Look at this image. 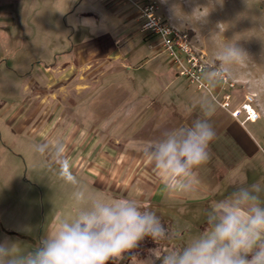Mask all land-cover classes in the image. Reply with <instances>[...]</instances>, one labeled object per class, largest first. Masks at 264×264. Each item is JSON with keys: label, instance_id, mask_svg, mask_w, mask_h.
<instances>
[{"label": "rangeland", "instance_id": "374dc122", "mask_svg": "<svg viewBox=\"0 0 264 264\" xmlns=\"http://www.w3.org/2000/svg\"><path fill=\"white\" fill-rule=\"evenodd\" d=\"M3 1L0 0V241L16 244L20 252L34 251L60 221L77 214L81 205L73 196V187L59 176L60 164L50 152L41 155L34 151L36 144L48 142L54 146L57 141L66 146L64 155L70 170L92 194L135 199L156 211L171 233V238L160 246L162 253L180 250L203 233L208 227L207 215L216 207L212 200L152 199L149 191L161 189L160 182L148 183L150 188L143 182L129 187L121 178L117 184L107 169L100 175L90 171L93 157L87 159L82 146H67L71 127L96 128L101 121L94 119L97 103L83 99L84 94L74 88L78 79L66 85L63 80L54 81L46 69L56 59H63L67 54L64 51L76 41L69 37L74 15L69 9L78 11L82 6H75L79 0H24L23 7L20 0H14L9 16L3 15ZM170 3L176 16L187 21L185 30H195L192 32L195 44L215 65V53L226 43H236L248 54L246 63L234 66L230 77L237 79L232 90L237 99L242 100V86L246 83L256 85L264 98V0H170ZM143 38L145 55L153 57L159 52L153 50L157 47L151 44L150 37ZM162 54L168 59L166 53ZM167 61L170 63V59ZM255 107L259 108L257 102ZM246 126L261 132L257 139L264 146V118ZM124 148L126 160L127 146ZM261 156L264 159V154ZM120 169L126 174L127 164ZM252 169L247 171L249 177ZM255 170L258 176H264V166ZM253 184L251 179H245L213 197L220 202L239 188ZM260 186L264 204V183ZM155 247L146 238L119 264H140ZM132 255L137 259L130 262Z\"/></svg>", "mask_w": 264, "mask_h": 264}, {"label": "crops", "instance_id": "0c3cea01", "mask_svg": "<svg viewBox=\"0 0 264 264\" xmlns=\"http://www.w3.org/2000/svg\"><path fill=\"white\" fill-rule=\"evenodd\" d=\"M12 1L4 0L1 4L3 15L11 14ZM158 1L160 12L173 25L185 29L187 21L176 16L170 0ZM20 2L23 7L24 0ZM80 4L78 11L69 9V13L74 12L69 37L73 36L76 41L64 51L67 54L63 59H56L46 69L54 81L63 80L66 85L78 79L74 88L84 94L83 99L97 103L94 119L101 120L98 126L71 127L66 137L67 146H82L84 156L90 160L93 157L92 173L100 175L107 169L112 181L119 184L123 178L129 187L140 182L145 187L160 182V191L158 188L149 191L152 199L212 200L214 206L218 202L213 196L231 190L245 179H251L254 184L264 183V176H258L255 170L264 166L261 156L264 146L257 139L261 132L246 126L257 120L241 123L242 115L235 118L222 108L213 98L215 94L220 95L216 80L208 79L206 73L204 77L210 83L211 92L198 89L177 73L167 61L169 57L162 56L165 52L152 48L162 53L146 56L142 47L146 39L138 34V10L127 0H79L75 6ZM85 18L94 20V27L79 26ZM242 88L243 95L255 94L264 118V98L257 86L246 83ZM240 101L233 94L231 107H237ZM202 103L207 104L206 109ZM196 119H207L217 133L210 144L211 159L194 170L195 180L190 190L173 192L148 159L145 147L163 138L166 132ZM124 146L128 151L126 160L122 153ZM125 164L128 169L123 174L120 167ZM250 168H253L251 177L247 173Z\"/></svg>", "mask_w": 264, "mask_h": 264}, {"label": "clouds", "instance_id": "9594fccd", "mask_svg": "<svg viewBox=\"0 0 264 264\" xmlns=\"http://www.w3.org/2000/svg\"><path fill=\"white\" fill-rule=\"evenodd\" d=\"M95 23L85 18L79 26L92 28ZM248 59L236 43H226L215 53L216 68L207 72V78L230 77L234 66H243ZM202 107L206 109L207 104ZM216 135L207 119H196L150 142L145 153L169 190L187 191L195 180L194 170L211 159L210 144ZM34 151L51 153L60 164L59 176L73 187L81 206L73 218L60 221L34 251L20 252L16 244L0 241V264H119L146 238L157 247L140 264H264V204L258 183L241 187L218 202L207 215V229L185 247L162 253L160 246L171 233L156 211L135 199L92 194L70 170L61 141L54 146L36 144ZM136 259L132 255L130 262Z\"/></svg>", "mask_w": 264, "mask_h": 264}, {"label": "built area", "instance_id": "2783aa9c", "mask_svg": "<svg viewBox=\"0 0 264 264\" xmlns=\"http://www.w3.org/2000/svg\"><path fill=\"white\" fill-rule=\"evenodd\" d=\"M127 1L138 10V34L153 38L155 46L168 55L177 73L185 77L189 83L198 89L211 92L210 83L204 76L208 71L215 69L216 65L208 60L202 49L197 47L189 30L173 25L169 18L160 12V4L157 0ZM216 82L220 95L215 94L213 98L233 117L239 118L242 115L241 123L256 121L261 117L259 108L255 107L257 101L254 93L244 94L238 106L232 108V90L237 82L230 77Z\"/></svg>", "mask_w": 264, "mask_h": 264}, {"label": "trees", "instance_id": "16d2710c", "mask_svg": "<svg viewBox=\"0 0 264 264\" xmlns=\"http://www.w3.org/2000/svg\"><path fill=\"white\" fill-rule=\"evenodd\" d=\"M189 33H190L191 35H193V33H192L191 31H189Z\"/></svg>", "mask_w": 264, "mask_h": 264}]
</instances>
